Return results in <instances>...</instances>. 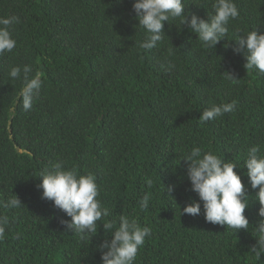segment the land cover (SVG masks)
I'll use <instances>...</instances> for the list:
<instances>
[{
    "label": "trees",
    "instance_id": "trees-1",
    "mask_svg": "<svg viewBox=\"0 0 264 264\" xmlns=\"http://www.w3.org/2000/svg\"><path fill=\"white\" fill-rule=\"evenodd\" d=\"M135 2L0 0V17L21 21L11 29L16 47L0 54V203L13 195L22 203L0 206L10 221L0 264H103L98 246L112 235L102 222L96 235L80 240L62 224L71 218L42 198L39 175L57 162L97 176L99 198L112 213L106 219L127 215L151 227L135 264H264V255L251 252L259 189L243 167L249 147L264 149V74L245 68L247 50L235 40L253 29L264 34V0H236L240 16L214 49L177 19L165 22V36L151 50L139 47L145 32ZM186 3L189 21L213 13L214 0ZM166 58L171 71L161 68ZM16 65H30L43 81L28 111L22 79L8 75ZM232 101L234 112L200 122L212 104ZM193 147L239 163L249 229L207 222L203 202L199 215L182 212L199 200L182 160ZM145 193L151 199L141 210Z\"/></svg>",
    "mask_w": 264,
    "mask_h": 264
},
{
    "label": "clouds",
    "instance_id": "clouds-1",
    "mask_svg": "<svg viewBox=\"0 0 264 264\" xmlns=\"http://www.w3.org/2000/svg\"><path fill=\"white\" fill-rule=\"evenodd\" d=\"M186 0H136L133 11L139 25L145 32L144 40L139 47L145 50L155 48L165 36L164 24L179 20L182 26L187 25L189 30L198 36V40L206 49H214L225 37H228L231 21L239 18L240 11L236 0H214L213 13H208V19L196 14L191 15L189 21L185 15ZM20 18L15 15L0 17V54L12 52L17 45L12 35V27L19 24ZM241 48H246L247 70L255 69L264 74V34L256 29L239 34L235 39ZM172 55L171 49L169 56ZM175 64L170 59L161 63L164 71H171ZM228 74V73H227ZM13 80L22 79L21 100L23 109L30 110L34 101L39 97L43 81L41 74L35 72L30 65L12 66L8 73ZM227 78L233 83L237 78L228 74ZM237 103L232 101L224 104H212L202 111L199 118L201 123L234 112ZM187 162V177L191 182L192 191L198 194L199 200L183 207L182 212L192 216L201 213V202L205 219L212 224L227 225L237 231L249 229V219L245 215L249 198L241 175L235 171L236 161L226 160L212 151L203 152L200 147H193L182 159ZM252 189H259L255 199L261 207L259 216L261 220L253 226L257 244L251 252L257 257L264 255V149L261 145L248 148L244 166ZM39 177L42 182L38 188L43 190L42 198L53 201L54 206L62 210L70 220H62L68 231L77 235L80 240L92 238L97 234L98 222H102L106 233L112 239L104 240L98 247L101 251L103 264H135L139 250L145 244L146 238L152 235L151 227L141 224L137 219L127 215H120L117 219H106L112 216L111 210L106 207L100 197V188L97 176L88 172L82 174L78 167H65L63 162H57L46 168ZM147 185L151 187L153 181L146 178ZM170 194L174 187L166 189ZM150 194L139 201L141 210H147ZM7 209H17L22 206L20 199L13 195L0 203ZM10 221L7 215H0V240L4 239ZM118 224V226H117Z\"/></svg>",
    "mask_w": 264,
    "mask_h": 264
}]
</instances>
